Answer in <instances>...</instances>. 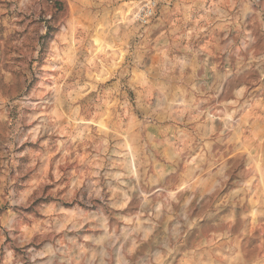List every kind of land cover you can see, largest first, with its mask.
<instances>
[{
	"label": "rangeland",
	"instance_id": "1",
	"mask_svg": "<svg viewBox=\"0 0 264 264\" xmlns=\"http://www.w3.org/2000/svg\"><path fill=\"white\" fill-rule=\"evenodd\" d=\"M0 264H264V0H0Z\"/></svg>",
	"mask_w": 264,
	"mask_h": 264
}]
</instances>
